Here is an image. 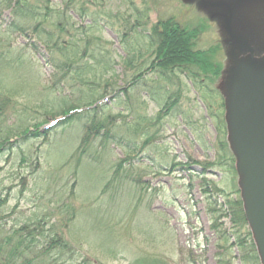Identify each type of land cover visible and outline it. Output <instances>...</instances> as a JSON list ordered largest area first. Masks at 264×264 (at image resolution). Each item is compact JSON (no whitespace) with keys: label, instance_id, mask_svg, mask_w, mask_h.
Masks as SVG:
<instances>
[{"label":"rangeland","instance_id":"obj_1","mask_svg":"<svg viewBox=\"0 0 264 264\" xmlns=\"http://www.w3.org/2000/svg\"><path fill=\"white\" fill-rule=\"evenodd\" d=\"M58 1L63 6L66 3ZM82 2L84 9L81 10L78 7ZM68 4L72 14L70 35L76 27L85 25L89 41L100 43L101 49L113 61L111 67L114 70L103 73L107 78L112 76V82L116 83L111 84L113 88L126 85L134 76L132 71L144 69L154 60V47L147 46L152 25L172 19L188 29H197L195 47L215 49L209 54V60L219 67L212 85L216 102L211 95L202 92L200 85L196 94L190 80L181 72L168 83L149 71L145 79L148 88L140 89L138 94L121 95L123 101L119 104L111 102L113 92L108 87L107 95L98 102L106 101L108 108L104 114L117 115L119 124L131 123L137 116L135 110L142 115H156L168 94L175 91H179L177 106L182 117L174 116L164 125L149 120L148 124L155 125L148 129L152 136L149 144H144L146 138H140L138 130L126 135L116 132L124 137L118 136L120 142L129 146L123 148L111 141L105 146L95 144L88 151L91 154L89 163H79L78 167L73 155L74 146L71 147L72 139L61 144L65 137L42 145L37 141L35 149L39 145L40 148L31 166L22 165L15 154H4L0 157V195L8 196L0 206L4 232L13 233L24 222H34L44 215L47 218L45 228L48 231L53 228V233H63L73 244L75 257L79 255L85 264H130L147 254H150L149 258H160L158 260L163 259L167 264H219L221 258L231 264H241L235 238H243L249 230L252 238L248 240L256 243L250 223L246 222V228L234 226L228 217H222L220 224L227 241L219 238L211 228L212 215L222 213L221 204L225 199L216 188L231 193L232 197L237 194L242 199L245 213L243 177L233 145L227 87L232 70L248 58L250 52L239 48L240 42L231 37L227 29L229 27L232 33L245 39L252 47L253 58L264 62V0H68ZM3 14L2 28L11 17L9 9ZM45 26L50 31L54 29L53 25ZM124 33H128V37L122 45L119 40ZM13 41L25 43L27 39L17 36ZM179 48L175 52L184 49L183 46ZM45 59L39 53L26 55L24 73L29 72L30 78L37 80L39 69L45 82L51 73ZM30 61L32 66L28 64ZM5 77L8 79V75ZM160 87L166 90L165 93ZM151 91L159 92L153 96ZM102 93L100 89L98 94ZM202 93L205 95L203 101H198ZM221 103L225 122L222 127L219 122L222 118L218 119L214 114L217 108L219 113ZM122 106L126 109L129 106V109ZM196 126L197 131H193ZM221 140H227V150L218 148ZM104 149L107 153L102 155ZM219 151L236 158L234 174L217 163ZM126 156L136 162L131 175H142L144 183L137 186L131 179L126 180L123 199L111 203L108 196L115 187L110 192L106 184L114 177L115 163ZM36 157L39 164L34 170ZM171 162L176 163L172 167L174 170L167 171ZM144 164L148 166L144 167ZM122 172L123 168H120L119 175L124 176L125 171ZM24 175L28 183L22 187ZM206 182L208 186L204 185ZM233 183L238 189L236 194ZM205 189L209 191L206 193ZM66 218L69 221H65ZM256 246L257 262L263 264Z\"/></svg>","mask_w":264,"mask_h":264},{"label":"trees","instance_id":"obj_2","mask_svg":"<svg viewBox=\"0 0 264 264\" xmlns=\"http://www.w3.org/2000/svg\"><path fill=\"white\" fill-rule=\"evenodd\" d=\"M62 1L66 2L64 6L58 0H0V157L4 154L10 156L15 154L20 157L22 165L31 166L40 145L65 137V141L61 144L72 139L71 147L74 146L73 155L78 167L79 163L88 162L91 155L88 151L90 148L93 149L95 144L105 146L111 141L124 148L126 144L123 145L120 142L121 139L118 136L121 135L116 132L126 135L138 130V136L146 138L144 144H149L152 136L148 129L155 126L148 124L149 120L153 119L154 124L164 125L174 116L182 117L177 106L179 91L168 94L156 115L148 116L145 113L142 115L135 110L136 118L127 124L121 121L119 124L117 115H105L108 104L106 101L98 102L103 95H107L108 87L113 92L111 102L118 104L123 101L121 95H127L129 92L138 94L142 91L140 89L146 90L148 87L145 79L149 76V71L156 74L157 79L166 80L168 83H172V79L177 78V73L181 72L190 80L197 92L196 88L200 85L203 87V93L214 96L215 91L212 85L219 67L209 60V54L215 49L200 50L195 47L197 29H188L172 19L160 20L152 25L149 38L147 37L149 40L147 46L154 47V60L150 62V66L132 71L134 76L126 85L113 88L112 85L116 83L112 82V76L107 78L103 75L111 69L114 70L111 67L113 61H110V56L101 49L100 43L89 41L88 29L85 25L76 27L70 35L69 19L72 14L69 13L68 0ZM78 8L84 9V2L80 3ZM5 9H9L11 17L6 22V27L2 28L1 21ZM46 24L53 25V31L48 30ZM127 34L120 36L119 41L122 45L126 43ZM17 36H22L27 41L25 43L13 41V37ZM180 46H183V51L175 52V49ZM31 53H39L46 58V63L51 67L50 77H47L45 82L39 69L37 80L30 78L29 72L24 73L27 63L25 57ZM89 53L92 55L89 56ZM102 54L106 57L103 56V58ZM28 64L31 65V61ZM7 75L8 79L5 77ZM100 89L102 94H98ZM159 89L164 93L166 90L169 92L166 88L165 91L161 87ZM158 92L151 91L153 96ZM203 93L199 97L202 101L205 96ZM19 98L23 99L19 100ZM36 100L39 101L36 103L37 107L33 104ZM214 101L216 102L215 98ZM223 107L221 103L219 113L218 108L214 113L218 119L223 117L221 113ZM123 112L124 109L120 113ZM50 118L56 121L51 126H44L49 123ZM183 119L185 120L184 116ZM185 122L189 124L188 120ZM219 122L222 127L225 124L224 118ZM193 131H197V126L193 127ZM121 137L124 139L123 136ZM37 141H40V145L35 149ZM218 144H220V147L218 146L220 150H227V140H221ZM105 153L107 149L101 150L102 155ZM219 154L217 163L225 167L231 175L234 174L233 161L236 158L222 151H219ZM135 163L128 156L115 163L114 177L106 184V189L109 188L110 192L113 191V186L115 187L114 192L108 196L109 202L123 199L126 180L131 179L133 182H130L137 186L144 183L142 175L138 177L131 175ZM38 164V157H36L34 170ZM175 164L171 162L167 171L174 170L172 167ZM145 165L148 166L147 164L143 166L146 167ZM120 168H123V172L125 171L124 176L119 175ZM27 183L24 175L21 181L22 187H25ZM206 184L207 182L204 185L208 186ZM233 184V192L236 194L238 189L235 183ZM216 190L222 193L225 199L221 204L222 213L218 212V216L212 215L211 228L219 238L227 241L220 219L228 217L232 225L246 228L247 218L242 199L237 194L236 197H232V194L225 193V190L220 188ZM207 191L209 189L204 190L206 193ZM7 199L8 196L0 195V206ZM72 214L76 215L73 212ZM72 214L68 216L71 217ZM65 221L69 219L66 218ZM1 223L0 221V264H85V260H80L79 255L75 257L73 244L69 243L63 233H53V228L49 231L45 228L47 218L44 215L34 222L33 220L24 222L14 229L13 233H5ZM250 237L252 238V233L249 230L243 238L234 237L235 245L241 253L239 257L241 264H259L255 250L256 243L248 240ZM149 255L139 256L130 264H167L163 259L149 258ZM219 264H231V261L221 258Z\"/></svg>","mask_w":264,"mask_h":264},{"label":"water","instance_id":"obj_3","mask_svg":"<svg viewBox=\"0 0 264 264\" xmlns=\"http://www.w3.org/2000/svg\"><path fill=\"white\" fill-rule=\"evenodd\" d=\"M250 56L232 70L228 83L229 121L239 170L245 215L264 264V62L253 58L248 42L232 33Z\"/></svg>","mask_w":264,"mask_h":264},{"label":"flooded vegetation","instance_id":"obj_4","mask_svg":"<svg viewBox=\"0 0 264 264\" xmlns=\"http://www.w3.org/2000/svg\"><path fill=\"white\" fill-rule=\"evenodd\" d=\"M249 53V52H248ZM249 56V55H248Z\"/></svg>","mask_w":264,"mask_h":264}]
</instances>
